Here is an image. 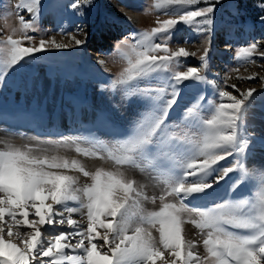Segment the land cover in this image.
Returning a JSON list of instances; mask_svg holds the SVG:
<instances>
[{"label": "snow or ice", "instance_id": "snow-or-ice-1", "mask_svg": "<svg viewBox=\"0 0 264 264\" xmlns=\"http://www.w3.org/2000/svg\"><path fill=\"white\" fill-rule=\"evenodd\" d=\"M222 3L151 0L144 12L155 9L169 18L158 15L151 29L132 31L116 42L115 53L126 66L99 89L110 93V100L120 92L121 101L136 97L142 103L127 134L109 142L79 134L33 137L17 145L14 138L23 134L0 129L7 133L0 137V264H264V166L248 164L257 146L264 149V138H257L250 123L257 87L229 84L230 73L209 75L215 14ZM92 4H11L3 19L17 16L18 27L6 23L9 31L0 36V90L11 71L37 59L35 54L86 44L83 22L71 31L59 27L67 42L52 35L36 43L44 13L63 21L68 9L84 17ZM258 7L257 23L264 25V0ZM179 25L201 38L195 51L170 46ZM189 57L198 58V66H187ZM234 59L231 72H247L249 65L264 70V38L238 47ZM236 79L264 87L261 72ZM61 150L107 160L113 167L89 171ZM128 169L162 184L159 195L149 196L148 185L128 176ZM228 180V192L218 194ZM242 186L248 192L234 195ZM157 201L158 210L146 207ZM186 224L203 237V253L198 241L186 237Z\"/></svg>", "mask_w": 264, "mask_h": 264}, {"label": "rangeland", "instance_id": "rangeland-1", "mask_svg": "<svg viewBox=\"0 0 264 264\" xmlns=\"http://www.w3.org/2000/svg\"><path fill=\"white\" fill-rule=\"evenodd\" d=\"M71 0H62L63 3L69 4ZM103 4L100 7L99 16H102L104 22L100 24L98 27H95V33L92 35L93 37H89V31L94 27L92 25L99 16H95V18L88 17H77L76 15H72L69 12V9L64 14V19L61 21L56 15L48 12L46 16H48L44 26L39 21L40 32L34 34L36 36V43H38L41 37L48 38L49 36L55 35L57 41L64 40L67 42V39L58 34L59 27L62 25L63 27L72 30L75 24L80 22L84 23L85 29L88 33L87 40L90 45L94 48L102 47L100 46L102 41L105 40L106 34L109 36L115 35L113 31H115V27L120 24V21H126L124 23H128L131 25L130 31H142L151 29L155 26V21L157 16L159 15L160 19H167L169 17L164 16L161 13L156 12L155 9L150 13H145L144 9L146 6H151V0H102ZM227 1V2H226ZM18 2V0H0V36H3L8 33V29L5 28V24H9L12 26L18 27V17L15 15L9 16L7 21L3 19V16L6 12L11 11V4ZM46 4H52L54 0H44ZM261 3V0H223V3L218 5V10L215 14L216 20V31L213 37V52L211 54L210 65H209V75L216 77H223L226 74H231L233 79L229 81V84L235 83L238 88L244 90L249 86L257 87V90H261L264 92V87H262L258 81H244L236 79L237 75H248L251 72H261L264 74V70L260 69L255 65H249L248 71L245 72L244 68L240 69V73L231 72V69L236 66L237 62L235 61V51L238 47L246 45L253 38L261 39L264 38V25H260L259 23L254 24L258 16L261 14L260 8L258 5ZM239 5V6H238ZM112 11L113 14L108 15L107 7ZM106 7V8H105ZM227 11H230L228 14H225ZM256 11V12H255ZM256 13H258L257 16ZM25 15V19H28L26 13H22ZM117 15V16H116ZM94 16V15H93ZM54 19V26L52 27L49 22V18ZM101 19V20H102ZM125 19V20H124ZM219 19L221 22H218ZM128 20V21H127ZM132 20V22H131ZM57 21V23H55ZM255 21V22H254ZM240 23V25H245L246 29L253 34V37L247 36L246 38H240L238 36V32L234 33V29L230 27H234V25L230 26L226 30H223L221 27L226 26L232 23ZM124 25V24H123ZM239 25V24H238ZM128 30L129 28L126 27ZM222 32V33H221ZM130 33V32H128ZM127 33V34H128ZM97 35V36H96ZM218 35V36H216ZM222 36H228L229 38H223ZM237 35V36H235ZM255 35V37H254ZM257 35V36H256ZM96 36V38H95ZM121 38V39H120ZM123 37H119L115 39L114 44L111 46L109 52H107L105 57L98 58L94 62L87 64V59L90 57L87 53H77L71 59V64L75 66V71H85L89 74V77L94 72H97L101 79H105L104 83H107L108 80L118 75L119 72L123 70L126 66L125 61L121 60L118 55L115 53V46L118 40H122ZM185 39H189L191 41H195L194 44L184 45L183 41ZM200 37H198L192 28H188L183 25H179L177 31L174 34L173 41L170 43V46L175 48L176 46H186L190 50L195 51L199 48L200 45ZM107 40V39H106ZM110 40V39H108ZM91 41V42H90ZM24 46H29L27 42H25ZM75 48V47H70ZM69 48V49H70ZM68 49V50H69ZM108 51V50H107ZM69 53L66 50H55L50 49L48 51L35 54L38 59L46 58L48 60L55 59L56 63L60 65L56 66V68L60 69L63 67L66 62V54ZM256 59H259L258 57ZM104 60L105 64L101 66L98 61ZM264 63V61H261ZM23 64V68L20 66H16L10 73L9 80L7 85L0 90V111H9L8 113L17 114L20 111L24 110L28 113L39 114V118L36 120L39 121L41 126L49 128L50 126H54L59 123L62 124V127L65 126L70 119H75V122L78 120H82L79 123H86L92 126V134L98 139L102 141L109 142L113 138L119 137L121 135L127 134L130 131V124L133 119L137 116L138 112L142 109V103L137 102V98L133 97L132 100L124 102L121 101V93L117 92L115 97L111 100L109 96L111 95L108 92H101L99 89V85L103 83V81L98 84V80L90 81L85 85L68 83L65 87L67 90V97L65 99L64 105H59L60 102V92H56L55 88L61 84L60 74L56 80L51 81V89L49 97L46 96L45 88L48 83L49 75L45 69L41 70L42 65L33 64L32 59H28V63L21 62ZM85 64L88 66L84 67ZM108 64L110 68H108ZM199 61L198 58L189 57L186 61L187 66H198ZM100 72V73H99ZM80 74H77L76 80H79L78 77ZM81 76V75H80ZM95 76V75H94ZM94 76L92 78H94ZM68 80V79H67ZM97 83V84H96ZM50 84V83H49ZM225 90L231 91L232 89L226 87ZM59 91V90H58ZM209 91H211L209 89ZM52 92V93H51ZM69 92H73L69 94ZM263 92H258L254 94L257 96L255 101L254 108L250 113V123H252L254 127V132L257 138H264V96ZM233 94H236L235 92ZM81 95L88 96L89 108L84 111H71L74 108L72 98L78 97ZM119 103V108H112L111 104ZM104 113L106 118L112 121L119 129H122L124 133H121L119 136H113L103 133L99 129L98 120L100 119V114ZM4 114V113H3ZM174 115H176L174 113ZM99 118V119H98ZM65 122V123H64ZM74 122V123H75ZM60 124V125H61ZM64 124V125H63ZM7 128L15 133L23 134L17 135L14 138V143L17 145H22L24 143H31L32 141L29 138L36 137L39 140H57L61 135L64 136H74V135H84L90 136L82 132V128L79 126V130L75 133L65 132L57 136H47V135H35L30 130L26 129L20 125V123H16L14 125H5L0 124V129ZM64 128V127H63ZM81 128V129H80ZM7 133L4 131H0V137L6 136ZM3 145L0 144V148ZM60 155L67 156L68 158H77L80 159L86 166L89 171H95L96 168L103 167L105 169H110L113 167L110 161H101L96 158H85L83 156H77V154L73 150H61ZM224 163V162H221ZM249 167L253 164L264 166V149L259 146L256 147V155L254 158L248 161ZM127 175L135 178L138 183L147 184V192L149 196L156 194L159 195L163 185L159 184L156 180H152L146 175L140 173L136 169H128ZM84 178L81 176V181L83 182ZM230 180L222 182L220 186H218V194L224 195L228 192ZM248 186H242L234 195L239 196L246 192H248ZM146 207L149 210L159 209V201H157L156 205H152L151 203H147ZM185 235L187 238L195 239L199 242V251L203 253L202 239L203 237L199 235L198 230L193 227L191 224L185 225ZM102 243V242H101ZM159 264V262H158Z\"/></svg>", "mask_w": 264, "mask_h": 264}, {"label": "bare ground", "instance_id": "bare-ground-1", "mask_svg": "<svg viewBox=\"0 0 264 264\" xmlns=\"http://www.w3.org/2000/svg\"><path fill=\"white\" fill-rule=\"evenodd\" d=\"M108 68H110V65L108 64ZM48 75H49V79H48V83L46 85V88H45V94L46 96L45 97H49V94H50V86H49V83H51V79L53 77V71H47ZM73 77V75H72ZM78 77L82 78L83 80H86L87 79V76L85 74H82L81 76L79 75ZM66 74H64L63 76V79L61 80V84L59 86H57L55 88L56 92H60V102H59V105H64V99H65V96H66V92H65V85H66ZM59 90V91H58ZM52 93V92H51ZM86 99H88V96L87 95H81L77 98V100L74 102V107L76 109H79V111H84L83 110V107L85 106V109L89 108V103L87 102L86 104ZM39 114L38 113L37 115H35L34 113L31 114V113H28L24 110L20 111L19 113L17 114H13V113H4V114H0V123L2 122H7V123H20V125L22 126H32L33 130L35 132H40L41 130H47L45 131L44 133H49L51 132V134H56L60 131H63L62 127H61V123H59V126H51L48 130L46 127H42L40 124H39V121L36 120V118H39ZM100 116V119L98 120V125L101 126V127H104L103 123L106 122V117L105 115H99ZM83 120V119H82ZM75 122V119H70V122L68 123H65L66 124V128L67 129H73L76 130L77 127H76V124H79V123H74ZM80 122V121H79ZM81 127L84 126L83 128V132L89 134L90 130L92 129V126L89 125V124H80ZM64 127V126H63ZM114 128V126L112 125L111 122H107L106 123V126L104 127V129L107 131V132H110L112 129Z\"/></svg>", "mask_w": 264, "mask_h": 264}, {"label": "trees", "instance_id": "trees-1", "mask_svg": "<svg viewBox=\"0 0 264 264\" xmlns=\"http://www.w3.org/2000/svg\"><path fill=\"white\" fill-rule=\"evenodd\" d=\"M73 2V0H71L70 1V3H72ZM227 2V1H226ZM103 4V1L102 0H93V4H92V6L90 7V8H88L87 10H86V16H84V17H88V18H95V16H99L98 14H99V11H100V7H101V5ZM239 6V5H238ZM107 7V6H106ZM105 7V8H106ZM69 11H70V13H72V10L71 9H69ZM107 12L108 13H111L112 11H110V9L107 7ZM256 12V11H255ZM229 13V11H227L225 14H228ZM74 15V14H73ZM94 15V16H93ZM258 15V13H256V15L255 16H257ZM77 17H79V16H77ZM222 20V19H221ZM221 20L219 19V21L218 22H221ZM255 22V21H254ZM257 22V21H256ZM255 22V23H256Z\"/></svg>", "mask_w": 264, "mask_h": 264}]
</instances>
